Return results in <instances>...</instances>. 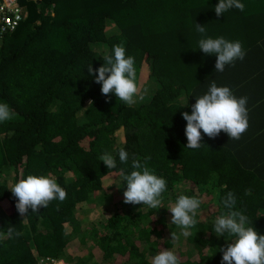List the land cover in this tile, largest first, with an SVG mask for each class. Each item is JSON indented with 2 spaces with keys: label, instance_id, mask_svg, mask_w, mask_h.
<instances>
[{
  "label": "trees",
  "instance_id": "trees-1",
  "mask_svg": "<svg viewBox=\"0 0 264 264\" xmlns=\"http://www.w3.org/2000/svg\"><path fill=\"white\" fill-rule=\"evenodd\" d=\"M16 1L27 16L0 36V103L15 113L0 122V264H38L43 256L69 264H151L161 249H173L168 209L180 194L201 200L193 235L183 236L170 222L169 231L191 254L180 264H221L218 249L232 238L212 228L227 211L221 199L228 192L264 235V0H240L244 11L231 8L222 16L214 12L218 0ZM195 24L209 37L240 41L244 59L216 71V56L198 49ZM121 42L135 58L138 88L146 69L148 101L128 105L110 94L105 102L88 73ZM213 80L247 97L249 127L238 140L201 130V146L186 148L181 113L191 114L195 96ZM120 148L128 164L120 163ZM105 151L116 158V169L99 160ZM133 156L150 157L148 167L166 180L161 208L123 202L120 169L130 172ZM29 174L55 178L66 199L21 217L9 190ZM108 195L121 198L107 202ZM92 203L103 208L98 228L83 229ZM10 226L21 235L8 238Z\"/></svg>",
  "mask_w": 264,
  "mask_h": 264
},
{
  "label": "clouds",
  "instance_id": "clouds-1",
  "mask_svg": "<svg viewBox=\"0 0 264 264\" xmlns=\"http://www.w3.org/2000/svg\"><path fill=\"white\" fill-rule=\"evenodd\" d=\"M2 1L0 0V3ZM6 1L19 9L21 14L19 24L23 22L27 16L26 9L19 6L16 0ZM231 8L244 11L245 5L240 0H218L214 12L217 16H222ZM195 27L201 34L198 49L204 54L216 56V71L222 72L226 65H234L236 60L244 59L246 53L240 41H229L223 36L212 38L206 35L203 25L195 24ZM15 30L2 33L0 36ZM103 62L99 68L93 69L89 65L87 70L89 75L95 76V83L101 85L100 92L106 97L105 102H108L107 98L113 94L128 105L134 104L139 92L136 83L135 58L126 55L123 42L113 45L111 54L105 55ZM139 99L142 100L143 95H140ZM92 103L90 100L89 104L92 105ZM246 104L247 97L238 98L229 87L217 86L213 80L206 93L195 96V103L191 105V114L181 113L186 121L184 129L187 138L186 148L196 149L201 146V130L209 138H216L224 132L231 139H240L249 127ZM14 116L15 113L7 103H0V122L11 120ZM117 155L121 164H128L129 154L123 148L118 150ZM149 159L150 157H144L142 162L138 157L133 156L130 164L132 170L126 172L125 169H120V179L126 183V190L123 192L125 204H142L152 209L161 208L162 193L166 191V180L157 176L154 170L148 167ZM99 160L109 170L117 167L116 158L109 152H103ZM9 191L16 198L17 212L24 218L29 214V209L31 213H38L41 207H48L51 201L63 202L67 197V192L55 178L46 175L29 174L26 177L22 175L12 184ZM221 203L227 211L215 217L212 230L218 237H224L227 234L232 238L225 240V246L218 249L222 253L221 264H264V235L258 234L248 216L236 210L234 193L228 192L221 199ZM200 205V199L180 194L168 209L171 213V224L178 226L183 236L193 235L190 229L197 223L195 217ZM13 235L18 237L21 233L10 226L7 229V236L12 238ZM177 238V235L172 232L171 240ZM46 258L69 264L67 259L52 256L39 258L38 264H45ZM151 264H180V261L172 250L165 248L151 257Z\"/></svg>",
  "mask_w": 264,
  "mask_h": 264
},
{
  "label": "rangeland",
  "instance_id": "rangeland-1",
  "mask_svg": "<svg viewBox=\"0 0 264 264\" xmlns=\"http://www.w3.org/2000/svg\"><path fill=\"white\" fill-rule=\"evenodd\" d=\"M143 69H144V71H146V69L144 67L142 68V70ZM144 71H142V74L139 77V92L137 94L136 101H144V102L148 101L150 99L151 95H152V89H151L152 88L151 87L152 84L149 86L148 79H146L145 76H144V73H145ZM140 95H143V99L142 100L139 99ZM117 136H118V138H117L118 139V143L122 142V140H123L122 139V131H118L117 132ZM109 184H110V182H109ZM100 195L101 196L104 195L103 191H101L100 194L97 195L96 197H99ZM105 198H104V201H105ZM120 198L121 197H118L117 195L112 196V197L110 195H108L106 201L108 202L110 200L111 202H115V201L119 200ZM104 201H103V203H104ZM202 202H203V204H208V205L210 204L208 202V199H206V198H204L202 200ZM88 209H89V212L87 213V216L84 217L85 219L81 223L82 224L81 227L83 229H87V228L90 229L91 227L98 228L97 227L98 223H99L98 221H99V217H101V215L103 213V208H101V206L98 203H92V204H90L88 206ZM208 213H210V211ZM170 222L171 221H168V223H167L169 229H167L168 232L166 233V237L171 239V232L172 231H169L170 228H171ZM67 230L71 231V227L67 226ZM76 239H77V243H80V240L82 239L81 235L79 234ZM172 241H173V244H174L172 250L178 256L179 259H182L184 256H185V258H188L191 255L188 252H186V248H185L186 244H185V242H180L178 240V238L175 239V240H172ZM87 245H90V243L87 242ZM94 259L97 260L98 262H102L100 260V255L99 256L96 255L94 257Z\"/></svg>",
  "mask_w": 264,
  "mask_h": 264
},
{
  "label": "built area",
  "instance_id": "built-area-1",
  "mask_svg": "<svg viewBox=\"0 0 264 264\" xmlns=\"http://www.w3.org/2000/svg\"><path fill=\"white\" fill-rule=\"evenodd\" d=\"M21 14L19 9L15 5L3 0L0 3V34L5 32H11L19 25ZM43 262V261H41ZM45 264H66L63 261H57L54 259H45Z\"/></svg>",
  "mask_w": 264,
  "mask_h": 264
},
{
  "label": "crops",
  "instance_id": "crops-1",
  "mask_svg": "<svg viewBox=\"0 0 264 264\" xmlns=\"http://www.w3.org/2000/svg\"><path fill=\"white\" fill-rule=\"evenodd\" d=\"M262 56H264V55H262ZM262 70H264V68Z\"/></svg>",
  "mask_w": 264,
  "mask_h": 264
}]
</instances>
